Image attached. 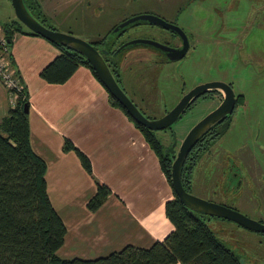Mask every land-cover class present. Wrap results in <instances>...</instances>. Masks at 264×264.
Returning <instances> with one entry per match:
<instances>
[{
  "label": "crops",
  "instance_id": "obj_1",
  "mask_svg": "<svg viewBox=\"0 0 264 264\" xmlns=\"http://www.w3.org/2000/svg\"><path fill=\"white\" fill-rule=\"evenodd\" d=\"M50 23L70 31L61 22ZM10 37L12 69L20 76L28 105L30 147L46 165L48 199L65 226L56 254L93 259L125 245L146 248L161 241L173 228L164 214L172 191L140 131L108 102L106 89L88 67L80 64L64 82L48 83L39 72L58 55V48L42 36L13 32ZM11 105L0 82V118ZM64 139L87 157L90 173L73 151L63 150ZM95 180L110 192L91 211L86 203L95 192Z\"/></svg>",
  "mask_w": 264,
  "mask_h": 264
},
{
  "label": "trees",
  "instance_id": "obj_2",
  "mask_svg": "<svg viewBox=\"0 0 264 264\" xmlns=\"http://www.w3.org/2000/svg\"><path fill=\"white\" fill-rule=\"evenodd\" d=\"M0 25L7 39L6 59L12 67L13 59L9 54L11 34L39 35L17 19ZM52 44L59 53L40 70V78L48 83H62L80 64L88 67L97 78L84 57L65 46ZM111 72L114 75L117 71L113 69ZM14 75L21 83L16 69ZM114 77L116 79V74ZM107 95L108 102L120 108L140 131L170 186L173 149L163 146L152 130L134 122L118 102L109 93ZM237 97L241 102L242 96ZM25 102L22 87L13 105L0 118V264H240L234 252L207 226L204 221L207 215L184 207L173 191L172 198L164 203V214L173 228L161 241H154L146 248L125 245L118 251L93 259L59 257L56 250L63 242L65 226L48 199L44 178L46 165L30 147L27 112L22 108ZM63 150L73 151L84 170L90 173L87 157L68 139H64ZM95 185V192L86 203L91 211L96 210L110 192L103 183L95 180Z\"/></svg>",
  "mask_w": 264,
  "mask_h": 264
},
{
  "label": "rangeland",
  "instance_id": "obj_3",
  "mask_svg": "<svg viewBox=\"0 0 264 264\" xmlns=\"http://www.w3.org/2000/svg\"><path fill=\"white\" fill-rule=\"evenodd\" d=\"M200 1L208 2V0ZM99 2H104V5L97 7ZM50 3V0H45V2L43 0L40 1L41 10L44 13L39 16L45 19V21L51 20L52 23L61 22L62 27L69 26L70 31L64 32L84 39L87 42H92L90 40L95 36L100 37L104 35L113 25L129 18L132 14H142L148 8H154L155 6L163 10H172L173 7L177 6H174L171 0H164L162 4L159 3L160 5L158 4V0H97L89 8L93 11L92 16H90L88 10L83 5H76L73 9L67 10L68 4L64 3V0H55L54 10H50ZM211 3L216 4V7L210 12H206L205 14L200 12L199 9L202 6H199L198 10H194L191 18L194 26L198 29H204L207 33L210 32L212 26L218 27L227 24L239 25V28L242 26L241 30L243 33L248 32L244 37L243 44L248 47L249 52H251L252 47L258 46V53L264 43V0H211ZM8 9L9 13H7ZM8 16L13 17L11 4L9 0H0V24L4 20L8 21ZM138 33L139 30L134 27L128 33L123 34L120 39L131 35L135 36ZM212 33L217 34L214 30ZM261 35L263 38H261ZM223 38H226V36ZM205 40L212 44L213 36L208 34ZM242 50L246 51L244 48ZM140 51L145 52V50H135V52ZM146 51L149 54H153L148 50ZM241 54L242 57L245 56V53L242 51ZM215 55L216 58L222 57V59L218 62H215L212 56L207 59V62L210 64V68L205 71L210 73L207 77L201 75L204 72L202 67L200 69L197 64L190 65L187 60L181 63H176L175 61L165 63L164 67L167 76H162L157 83L155 72L134 70L138 75L149 78L150 83L153 82V87H156L153 89L166 98L164 100L160 97V100L164 101L166 103L165 108L169 109L171 105L173 106L177 96L181 92L190 89L199 80H207L208 77H213V74L217 71V67L227 62L223 60H226L224 55ZM248 60L250 61L247 62L244 59L242 62L243 64H247L243 67V74L240 78L244 80L243 82L252 83L251 88H253V93L246 92L242 85H234V92L238 93L241 91L243 93L244 103L235 108L230 127L211 144L208 150L209 154L206 155L207 153H205V155H202L195 164L194 168L198 170L211 171L213 168H219L221 166L218 163L221 158L237 154L253 156L255 163H258L261 169L264 170V64H261L263 58L257 59L260 65L259 72L263 74L258 75V78H256L252 72L255 71L257 64L250 58ZM135 64V67L144 69L142 65L145 63H133V66ZM120 79L127 81L126 84L123 81H117L127 97L131 98V100L133 99L134 102H139L135 100L129 89L133 77L126 66ZM162 81H165L166 84L163 85ZM232 81L235 83V79L232 78ZM122 83H124V86L121 85ZM137 87H139L138 84ZM160 100H157L159 104H161ZM217 104L218 102L215 97H200L192 107L187 108L164 132L160 130L153 132L163 145H177L187 131L205 114L214 109ZM163 113L162 107L159 109L142 110V114L148 118L160 117ZM259 174L257 182L259 186L262 184L259 189H247L235 192L215 186L206 191L194 189L190 193L206 200L220 201L221 204L231 207L253 220H257L260 218L258 217L257 210L261 209V200L264 197V171H259ZM233 199L236 200L234 201ZM204 221L222 244L239 256L243 264H264V236L261 233L218 217L208 216Z\"/></svg>",
  "mask_w": 264,
  "mask_h": 264
},
{
  "label": "flooded vegetation",
  "instance_id": "obj_4",
  "mask_svg": "<svg viewBox=\"0 0 264 264\" xmlns=\"http://www.w3.org/2000/svg\"><path fill=\"white\" fill-rule=\"evenodd\" d=\"M43 2L45 1L43 0ZM50 2H51L50 10H54L55 0H50ZM96 2L97 0H64V3L68 4L67 10L73 9L72 5L75 4L77 6L83 5L85 9L88 10L89 12L88 14L90 16H92L93 11L89 8L91 5H93ZM163 2L164 0H158V4L159 3L162 4ZM171 2L173 3L174 6L177 5L175 8L173 7L172 10H163L162 8L158 9L157 6H155L154 8H148L144 13L151 14L160 18L165 23L177 27L180 31H182V33H180L179 31L175 32L170 28H166L162 26L161 24L156 25L145 22L130 24L126 26L120 33L118 31L112 32V29L116 25L115 24L104 35H102V37L100 36L101 38L98 37L97 39L90 40L92 41L90 43H92L93 46L100 51L103 59L106 61L107 65L109 66V69H111L112 71L113 69H115L117 71L116 73H114V75L116 74V79H117L116 81L118 80L120 82L123 81L122 79H120L121 72L118 71V67H119L118 65H120V62L124 63L123 69L126 66L130 70V72L132 73V77L134 76V78L132 83L129 85V89L135 100L136 101L138 100L139 102H134L133 99L131 100V98L129 97L128 98L141 112L142 110L159 109L162 107L165 113L172 107V105L169 109L165 108L166 103L160 100V97H162V95L153 89L156 87H153V82L152 83L149 82V78L143 77V75H140L142 76V77L139 76L140 78H135L136 75H134L135 74L134 69H137V67H135L136 64L133 66V63H145L144 65H142L145 69L144 70L142 68L143 71L147 70L146 72H150V71L155 72V80L157 83L159 80L158 77L167 75V73L165 72L164 64L171 61L167 60L161 51L155 50L154 48L147 45L125 47L126 49H123L118 53L113 54L115 48L120 44L126 42L125 40L130 38H145L176 48L177 50L175 51V55L177 54L180 56L179 58L173 61H175L176 63H181L184 60H187V62L190 65L197 64L199 68L201 69L202 67L204 71L201 73L203 77H207L210 75V73L205 72L210 68V64L209 62H207V59L210 56H212L214 58V61L218 62L220 59H222V57L216 58L215 54L224 55L226 60L225 59L223 60L224 62L225 61L227 62L222 64L220 67H217V71L213 74L214 76L211 77L212 79L208 77L207 80L205 79L202 81L199 80L193 85V87L197 84H201L208 81H214V80L224 82L230 87V89L233 92L234 105L229 114H227L220 121L212 124L206 131H204L198 137L196 142L189 148L180 167L181 184L183 188L189 193L194 189L206 191L207 189H210L215 186H220L225 188V190L230 189L235 192L239 190L259 189L262 186V184L259 186V183L257 182V179L260 175L259 171H264V170L261 169L258 163H255L254 161L255 158L251 155L237 154L234 156H226L224 158H221L218 163L221 167L213 168L211 171H206L203 169L198 170L194 168V166L198 162V160L202 157V155H205V153H207L206 155L209 154L208 150L211 144H213L216 141V139L222 136L230 127L235 108L238 105L244 103L243 93L241 91L239 92L237 91L238 93L234 92V85L236 86L242 85L246 92L253 93L252 90L253 88H251L252 83L243 82L244 80H241L240 78L243 74V67L247 64V63L243 64L242 62L244 59L247 62H249L250 60H248V58L254 60L257 65L255 71L252 72V74L256 78H258V75L260 74L262 75L263 73L259 72L260 65L258 63L259 60L257 59L263 58V60H261V64H264V43L263 46H261L258 53H257L258 46L252 47L251 52H249V50L247 49L248 47L243 44L244 37L248 32L243 33V31L241 30L242 26H240L239 28V25L227 24L218 27L212 26L209 33H207L204 29L196 28L191 21L192 15L194 14V10H198L199 6H202V8L199 10L203 14L214 10L216 4L211 3V0H208V2L206 3L201 2L200 0H171ZM23 3L26 9L30 10L37 17L38 21L43 20L44 23L46 24L45 26L54 28L51 25L50 21H45V19L39 16L44 12H42L41 6L37 0H27V1L23 0ZM76 5L74 7H76ZM102 5H104V2H99L97 4V7H100ZM13 19L15 18L13 17ZM162 21L160 22L163 23ZM134 27L139 30V33L137 35L135 36L131 35L125 37L124 39H120L123 34L128 33L130 29ZM213 30L214 32H217V34H213L212 33ZM208 34H211L213 36L212 44H210V42L205 40ZM225 36L226 38H223ZM261 38H263L262 35ZM243 48L246 49V51H243L242 50ZM103 49L106 52L101 51ZM137 49L145 50V52L143 51L135 52V50ZM146 50H148L153 54H149ZM241 51L245 53V56L242 57ZM157 69H158V73H157ZM163 70L164 72H162ZM232 78L235 79V83L232 81ZM123 82L125 84L127 83V81H123ZM124 83H122L121 85L124 86ZM137 84L139 87H137ZM162 84L165 85L166 84L165 81H162ZM188 90H186L185 92H181L177 96L175 103L179 100L181 95L186 93ZM238 95L242 96L241 102H238L237 100ZM200 97L201 98L215 97L219 104L223 98L222 90L218 88H213L198 92L197 94L192 96V98L188 101L184 111L187 108L192 107L196 103V100ZM162 98L164 100L166 99L165 97ZM157 100H160L161 104H159ZM184 111L182 113H184ZM181 114L178 116V118L181 116ZM152 118H158V117H152ZM170 125L164 129H161L160 131L164 132L165 129H168L170 127ZM180 142H178L177 145L162 144L165 147L169 146V148L173 149V157L171 161L173 160L177 152ZM236 199L233 200L235 201ZM209 201H213V200L209 199ZM213 202H216V200ZM261 203L263 209L261 207L260 210H257L258 217L260 218H258L256 221L260 223H264V197H262ZM208 216L209 215H207V217ZM262 235L264 236V234Z\"/></svg>",
  "mask_w": 264,
  "mask_h": 264
},
{
  "label": "water",
  "instance_id": "obj_5",
  "mask_svg": "<svg viewBox=\"0 0 264 264\" xmlns=\"http://www.w3.org/2000/svg\"><path fill=\"white\" fill-rule=\"evenodd\" d=\"M9 2L13 10V15L25 28L38 34L39 36H42L52 43H57L74 50L79 55L84 57L94 71L98 80L106 89L107 93H109L118 102V104L125 110L127 115L134 122L149 130H161L172 124L184 111L192 96L198 92L213 88L221 89L223 98L220 103L199 119L187 131L181 140L177 152L170 163V186L180 203L190 211L229 220L246 229L264 234V223L253 220L228 206L200 198L187 192L183 188L180 180V167L189 148L196 142L198 137L204 131H206L215 122L224 118L233 108L234 96L232 90L227 84L217 80L197 84L186 93L182 94L179 100L163 115L158 118H148L144 116L142 112L130 101L122 88L119 86L100 51L97 50L90 42L69 33L45 26L28 12L23 0H9ZM159 20L162 21L160 18L147 13L132 15L116 24L112 29V32L118 31L120 33L130 24L145 22L156 25L161 24L162 26L170 28L175 32L179 31L182 33V31H180L177 27L167 24L164 21L161 23ZM137 45H147L155 50L161 51L165 58L169 61L176 60L180 56L177 54L175 55V51L177 50L176 48L145 38L130 39L117 46L113 51V54L126 49L125 47ZM101 51L105 50L103 49ZM27 106V102H25L22 107L24 112H27ZM235 255L237 256L240 264H243V261L239 258V256L237 254Z\"/></svg>",
  "mask_w": 264,
  "mask_h": 264
},
{
  "label": "built area",
  "instance_id": "obj_6",
  "mask_svg": "<svg viewBox=\"0 0 264 264\" xmlns=\"http://www.w3.org/2000/svg\"><path fill=\"white\" fill-rule=\"evenodd\" d=\"M1 26V25H0ZM6 36L4 29L0 27V82L5 88L8 96L12 99V104L14 98L18 91L22 90V84L14 75V70L9 65L6 59L7 47H6Z\"/></svg>",
  "mask_w": 264,
  "mask_h": 264
}]
</instances>
